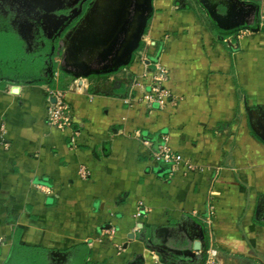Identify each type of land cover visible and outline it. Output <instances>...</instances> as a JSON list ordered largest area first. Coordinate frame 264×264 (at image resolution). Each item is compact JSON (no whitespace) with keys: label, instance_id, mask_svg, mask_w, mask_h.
<instances>
[{"label":"crops","instance_id":"1","mask_svg":"<svg viewBox=\"0 0 264 264\" xmlns=\"http://www.w3.org/2000/svg\"><path fill=\"white\" fill-rule=\"evenodd\" d=\"M118 1L92 0L70 41L110 27ZM183 1L152 0L132 64L109 77L0 81V264H162L148 245L203 252L195 220L208 256L264 261V142L249 128L264 132V0H198L223 27L258 29L224 39ZM47 89L70 128L47 125ZM165 145L176 169L154 160Z\"/></svg>","mask_w":264,"mask_h":264},{"label":"water","instance_id":"2","mask_svg":"<svg viewBox=\"0 0 264 264\" xmlns=\"http://www.w3.org/2000/svg\"><path fill=\"white\" fill-rule=\"evenodd\" d=\"M86 1L87 0L80 1L79 9L73 15L60 17L54 21L50 19L52 17L54 18V14H46V16H50V20L45 21L44 19L43 22L40 20L38 21L42 25L44 31L47 30L49 32L47 38L52 43L51 53L49 54L48 64H45L46 69L44 70L43 78L32 79L25 83L50 84L52 82L55 75L53 59L55 42L61 36L65 28L80 15L82 5ZM116 6L117 7L112 11L113 22L110 27L99 30L94 29L83 36V47L90 41L93 42L92 49L83 53L78 47L74 46L73 48H75L74 51H76V54L71 56L68 53V49L71 47L67 45L64 57H62L58 65L62 73L74 78H88L91 75H106L116 72L119 68L129 65L134 52L140 47L142 36L145 33L147 23L152 15V0H119ZM46 16L44 15L43 18ZM215 22L217 26L222 29H230L245 24L250 25L245 22L223 27L217 20H215ZM77 49H79V51ZM44 76H47V78ZM50 101L55 103L56 99L52 98ZM250 127L264 141V136H261L252 125H250ZM193 249L199 251L200 243L195 242ZM136 260H138V258Z\"/></svg>","mask_w":264,"mask_h":264},{"label":"flooded vegetation","instance_id":"3","mask_svg":"<svg viewBox=\"0 0 264 264\" xmlns=\"http://www.w3.org/2000/svg\"><path fill=\"white\" fill-rule=\"evenodd\" d=\"M80 1L51 0L45 2L44 0H11L6 8H3L4 5L0 7V34L7 35V41H10L14 48V58L10 59V63L8 60L0 59V81H19L25 83L32 79L43 78L44 70L46 69L45 64L49 62L52 43L47 38L49 32L47 30L44 31L38 21L43 22L44 19L45 21L50 19L55 21L60 17L73 15L79 9ZM92 6V0H87L82 5L80 15L65 28L61 36L56 40L53 56L55 73L60 70L56 60L59 59L60 62L62 57H64L67 45L71 47L68 49V53L71 56L76 54L74 46L78 47L83 53L93 48V42L90 41L83 47L84 37L81 36V38H77V41H70L77 31L75 27L85 19ZM46 14H54L55 16L49 19L50 16H46ZM44 15L46 16L45 18H43ZM20 47L24 48V50ZM79 49L77 50L79 51ZM24 68L30 71L24 75H20L18 72ZM44 77L47 78V76ZM261 136H264V132Z\"/></svg>","mask_w":264,"mask_h":264},{"label":"trees","instance_id":"4","mask_svg":"<svg viewBox=\"0 0 264 264\" xmlns=\"http://www.w3.org/2000/svg\"><path fill=\"white\" fill-rule=\"evenodd\" d=\"M194 1H195L196 5L204 12L205 17L202 19H203L204 23L206 24V26L208 27V29H210L212 34H214L215 36H219V38H221V39L227 38L231 35L236 36L240 31H243V30H252V31L258 30L256 28H254V25H251V24L250 25H248V24L239 25V26H235V27L230 28V29H222V28L217 26L215 20L210 16V14L207 12V10L202 7V5L199 3V1L198 0H194ZM176 4H177V2H176ZM251 5L255 9L254 20L257 21V10L259 8V4L257 2L252 1ZM183 8L187 9V10L193 9L192 6L188 3H185ZM140 46H141V44H140ZM132 60L133 59H131L129 65L132 64ZM123 68H125V67H121L117 71H119ZM116 72H112V73L106 74L104 76H107V75H110V74H113ZM99 76L100 75H94V76L91 75L89 78L99 77ZM37 84H39V83H37ZM249 128H250L252 135H254L256 138H258L260 141L264 142L261 139V137L258 136L252 130V128L250 126H249ZM148 137L152 138L153 136L148 135ZM195 222L197 223V225H199V226L201 225L202 229H203L201 231V235H200L201 241L204 242L203 252L200 253L199 255H179V254H174V253L168 252V251L161 249V248L150 247L148 245V248L150 250L154 251L158 255L160 263H162V264H205L206 263V260L208 257L207 250L210 248L209 247V236H208V234L204 228L205 227L204 223L199 222L197 220H195ZM259 224L264 226L263 222H260Z\"/></svg>","mask_w":264,"mask_h":264},{"label":"built area","instance_id":"5","mask_svg":"<svg viewBox=\"0 0 264 264\" xmlns=\"http://www.w3.org/2000/svg\"><path fill=\"white\" fill-rule=\"evenodd\" d=\"M158 77H162L163 70L159 68L156 69ZM157 100L163 102V99L166 97V93L163 91H157ZM156 95L151 93L148 98H153ZM56 99L55 103H52L50 99ZM45 101H46V114L45 120L47 125H49L53 129L57 130H66L71 127L74 123V111L69 103L66 101L64 97V92L56 89H47L45 93ZM154 160L157 162H163L166 164H171L174 169L178 163H180L183 159L181 155L176 154L173 150L165 145L163 146L159 152L154 156ZM213 256L209 254L207 257L205 264H214L212 259Z\"/></svg>","mask_w":264,"mask_h":264},{"label":"rangeland","instance_id":"6","mask_svg":"<svg viewBox=\"0 0 264 264\" xmlns=\"http://www.w3.org/2000/svg\"><path fill=\"white\" fill-rule=\"evenodd\" d=\"M9 2H11V0H0V7H2L4 5L3 8H6L9 5ZM185 3L190 4L191 1L190 0L183 1V6L185 5ZM191 6H192V8L196 7V10L199 11V13H200V17H202V18L205 17L204 12L196 5V3L194 1L192 2ZM6 38H7V35L5 36L3 34H0V59L3 58V60H8L10 63V59L14 58V56H13L14 48H13V44L10 41H7ZM20 48L22 50H24V48H22V47H20ZM32 57H33V55H32ZM56 61L59 65L60 64L59 59H57ZM29 71L30 70H28L27 68H24L23 70H21L18 73H20V75L21 74L24 75L25 73H28ZM3 72H5V71H3ZM57 72H59L60 74L62 73L61 70H58ZM32 74H33V70H32ZM92 76H94V75H92ZM103 76L104 75H100L99 77H103ZM8 77H10V76H8ZM92 78H94V77H92ZM52 86H54V84H52ZM212 259L214 261V264H224V263H221L220 261H217V259L214 256L212 257ZM263 262H264L263 260L260 261V260H252V259H250V260L243 259V260L234 262L232 264H264Z\"/></svg>","mask_w":264,"mask_h":264},{"label":"clouds","instance_id":"7","mask_svg":"<svg viewBox=\"0 0 264 264\" xmlns=\"http://www.w3.org/2000/svg\"><path fill=\"white\" fill-rule=\"evenodd\" d=\"M13 88H14V89H18V88H19V86H13Z\"/></svg>","mask_w":264,"mask_h":264}]
</instances>
